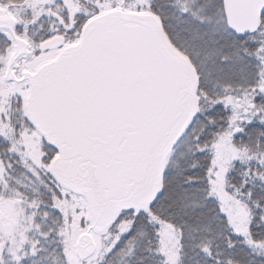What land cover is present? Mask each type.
<instances>
[{
  "label": "snow or ice",
  "instance_id": "obj_1",
  "mask_svg": "<svg viewBox=\"0 0 264 264\" xmlns=\"http://www.w3.org/2000/svg\"><path fill=\"white\" fill-rule=\"evenodd\" d=\"M0 264H264V0H0Z\"/></svg>",
  "mask_w": 264,
  "mask_h": 264
}]
</instances>
